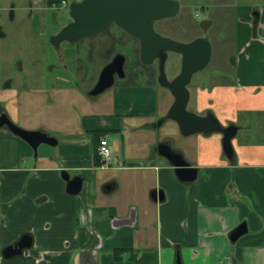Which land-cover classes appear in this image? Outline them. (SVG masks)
Masks as SVG:
<instances>
[{
  "label": "crops",
  "instance_id": "obj_1",
  "mask_svg": "<svg viewBox=\"0 0 264 264\" xmlns=\"http://www.w3.org/2000/svg\"><path fill=\"white\" fill-rule=\"evenodd\" d=\"M248 7L238 4L235 49L222 65L230 68V79L201 77L187 87L193 112L237 127L231 158L219 133L187 136L184 147L168 141L175 132L155 136L156 117L165 121L174 101L155 77L123 80L90 98L92 87L80 86L86 65L76 52L79 42L72 43L76 50L70 43L63 51L54 46L58 66L43 64L42 17L32 6L25 9L22 26L31 40L38 37L40 57L35 52L0 64V116L46 133L56 145L34 151L0 127V264H23L26 257L34 264H264V141L237 137L257 126L256 118L264 123V5L255 6L254 15ZM6 9L13 22L14 7ZM9 35L0 14V52ZM257 131L264 133L260 123ZM98 133L115 137L107 139L106 164L96 151ZM159 144L196 168V179L178 180L170 163L154 153ZM65 174L81 179L76 195L67 192ZM153 191H161L162 199L153 200ZM241 223L246 233L230 241ZM23 235L30 236V248L21 257L2 258V250Z\"/></svg>",
  "mask_w": 264,
  "mask_h": 264
},
{
  "label": "water",
  "instance_id": "obj_2",
  "mask_svg": "<svg viewBox=\"0 0 264 264\" xmlns=\"http://www.w3.org/2000/svg\"><path fill=\"white\" fill-rule=\"evenodd\" d=\"M178 11V3L174 0H80L69 5L71 22L52 36L50 42L58 46L61 42L75 43L81 38L89 37L106 31L112 24L116 25L130 37L140 42V61L151 64L160 56L158 84L166 88L174 98L167 111L166 118L174 121L183 136L208 132L222 135V148L226 157H232L231 140L237 132L235 125L222 126L212 113L197 115L189 112L186 106L189 101L188 85L194 74L203 70L209 63L211 46L208 40L199 38L190 43L182 44L158 35L153 28V21L174 17ZM178 52L182 56L180 73L168 81L163 69L165 52ZM125 57L117 54L110 63L105 65L98 76L94 87L88 92L95 97L114 85L117 79L125 74L123 64ZM5 126L12 134L20 137L36 151L40 144L55 146L56 140L44 132L24 130L11 122L6 115L0 116V127ZM155 154L165 158L174 168L178 180L192 182L196 179L197 169L191 167L179 152H174L167 144H159L153 149ZM67 192L76 195L82 186L79 177L69 179L65 174ZM161 191H153V200L162 199ZM246 233V226L241 223L230 234V241H236ZM32 240L23 235L15 244L2 250V258L10 260L21 257L29 249ZM179 262V258H177ZM23 264H34L26 257Z\"/></svg>",
  "mask_w": 264,
  "mask_h": 264
},
{
  "label": "rangeland",
  "instance_id": "obj_3",
  "mask_svg": "<svg viewBox=\"0 0 264 264\" xmlns=\"http://www.w3.org/2000/svg\"><path fill=\"white\" fill-rule=\"evenodd\" d=\"M66 1V6L65 7H61V6H45V0H0V14H1V21L3 23V27L4 29H6L9 33H11V35H9V37L4 40V42L6 43L4 46V50H2V54H0V64H7L10 63L13 64V62L17 61V60H23L25 61L26 58H33L34 53L37 52L36 54V58L40 57V51L38 48L39 42L37 41L38 37L34 40L30 39V35H29V30L27 29V27L22 26V24H24L23 22H25L26 18H27V11H25V9H27L28 7L32 6L33 8H29L31 10H33L32 12L37 11L38 13H40V16L42 17V23H43V34H42V38H46L45 43H43L42 49L44 51V55L42 56V63H50L53 64L55 66H58V61H57V57L54 53L55 47L51 44L50 40H51V36L52 33L55 31H59L61 30L63 27H65L67 24H69L71 22V17L69 14V5L73 2L76 1H80V0H65ZM242 3L245 4V6H249L250 4L253 6H257L259 7V5H264L263 2L261 0H232L230 2L229 8L230 10L232 9V7L234 5H236V3ZM208 5H212L215 2H212L209 0H207L206 2ZM194 4L192 3V6ZM196 5H194V7H192V18L196 19L197 21H200L201 19H204L205 16L204 14H201L199 12V14L196 16L194 12H196V10L194 9ZM9 7H14V14H15V19L13 22L10 21V14H11V9L7 11L6 8ZM189 15L191 16V13H189ZM195 15V16H194ZM213 19H217L218 17H220L219 11L215 12V14H213L211 16ZM164 26H162L161 28L158 27V29L166 35H174V36H179L182 37L184 36L181 27L183 24H189L187 16L184 17L180 15L174 19L171 20H167L164 22ZM190 25H193V22L190 21ZM218 27L213 28L212 30H210L209 32V37L210 38V43L211 46L214 48V55H213V60L209 62V64L201 71H199L198 73L194 74L191 78L190 84L189 86H192L195 82H199L201 77H207V76H219L222 77L225 75L226 79H230V68L229 67H223L225 66V64H229L228 61V51L231 49L230 46L227 47H218V43H223L224 45H229L230 43L233 42V34L232 31L230 29L229 30H223L221 33L217 32ZM120 30H118L116 28L115 25L111 26V28L106 32L103 33L102 35L99 36V40H107L108 38L111 39L110 41V48H112L113 44L116 42V40L112 39L111 35L108 34H116V32H119ZM198 31L195 30L192 32V34L197 33ZM216 33H218V35H216ZM215 35V36H214ZM29 39V42H26V39ZM123 39H126V37H123ZM174 38V37H173ZM87 40L88 38H84L82 40L79 41V46L80 49H78V51L76 50V47L71 46L73 49L76 50L78 58L82 60L83 66L86 65V71L84 76L85 79L83 81L80 82V86L82 87L83 90L88 91L91 87H92V83H93V78L96 73L97 70L99 69V67L104 64L108 59L107 57H109V53L110 50L108 52H106V50L108 49V47H104V49L101 50V54L98 55L96 57H94V55L91 54V56L88 58L82 57L85 55V53H83V47L85 44H87ZM96 40V39H95ZM94 41V39H93ZM178 41V40H177ZM2 44V43H1ZM28 46H31V50L28 51ZM60 46V50H64L65 48H68L70 45L67 42H61L59 43ZM123 48L121 45L113 46V50L112 52H122ZM219 49H223L222 52H219ZM225 49V50H224ZM228 49V50H227ZM126 50V49H125ZM4 54V56H3ZM105 56L104 58L103 55ZM226 54V55H225ZM2 55V58H1ZM224 56V60L221 61L220 60V56ZM99 56L101 59H103V61H97V66L93 64L95 62H93V60H97L99 58ZM99 58V59H100ZM107 59V60H105ZM92 61V62H91ZM127 64V63H126ZM221 65V66H220ZM223 65V66H222ZM92 67H94L92 69ZM224 68V72L222 73V69ZM60 68V67H59ZM155 70H154V69ZM150 71L151 75H153L152 77L154 78L155 76V80H158L157 74H158V70L157 67H153ZM92 70V72H91ZM56 71L60 72L59 69H56ZM175 71L174 69L171 67V64L169 61L166 62V64L164 65V74L166 76L167 79H171L172 76L174 75ZM55 74V72H54ZM130 76V75H129ZM157 77V79H156ZM125 80L126 82L129 80V77H125V79H120L119 81H116V83L114 84V86L118 85L120 81ZM217 81V78L212 79V82ZM130 82H134L133 80H130ZM113 86V87H114ZM110 89V88H109ZM108 90V89H107ZM90 91V90H89ZM106 92V90L102 93L104 94ZM102 94H100L97 98H99L100 96H102ZM187 111L195 113L192 111V107L191 104H187L186 106ZM167 113V112H166ZM196 114V113H195ZM199 115V114H198ZM257 120V126H254V128L250 131L245 133V131L240 130L238 131L237 137L238 138H242L246 141H264V133H261L260 131H257L259 129V123L260 125L264 128V123L261 122L262 118H256ZM165 122V123H163ZM255 125V124H254ZM154 126H156L154 128L155 131V136H159V135H173V133L175 132V137L174 138H167L168 141H171V143L178 147H184L185 146V140L187 138V136H183L180 134L176 124L172 121H169L168 118L165 119V121H163V119H157L156 117V122L154 124ZM255 128H258L255 130ZM82 138V137H81ZM114 135L112 134H108L107 135V139L109 140V142H111L114 139ZM118 140H120V137H118ZM82 146L84 145V142L82 141Z\"/></svg>",
  "mask_w": 264,
  "mask_h": 264
},
{
  "label": "flooded vegetation",
  "instance_id": "obj_4",
  "mask_svg": "<svg viewBox=\"0 0 264 264\" xmlns=\"http://www.w3.org/2000/svg\"><path fill=\"white\" fill-rule=\"evenodd\" d=\"M174 1H176L178 3V11H177V14L174 17L152 22L153 23V28H154L155 32L158 35H160L162 37L169 38L171 40H174V41L182 43V44L190 43V42H192V41H194L196 39H199V38L206 39L210 43V38H211V37H209V33H211V32H209L210 30H212L215 27L216 28L218 27L217 32L221 33L225 29L229 30V31L231 29L232 34H233L232 35L233 36V42L230 43L229 45H224L223 43H218V47H224L225 48V46H227V47L230 46L231 48H228V49H231V50L228 51V54H230V55H228V58L233 54L234 49H235V47H234L235 46V43H234V39H235L234 30H235V22H236V18H237L236 15H237V11H238L237 7H238L239 2L236 3V5H234L232 7V9L230 10L229 5H230V2L232 0H209V2L210 1L215 2L212 5H208L206 3L207 0H174ZM192 3L194 5H196L195 8H194L196 10V12H194L195 15L197 16L199 14V12H200L201 14H204V16H205L204 19H201L200 21H197L196 19L192 18V7H194V5L192 6ZM248 9H249L248 11H249L250 14H252V15L256 14V7L255 6L250 4ZM217 11H219L220 17H218L215 20L211 16L213 14H215V12H217ZM189 13H191V16L189 15ZM183 14H184V17L187 16V19H188V22H189V24H183L182 27H181V30L184 33L183 34L184 36L179 37V36H174V35H166V34H163L158 29V27L161 28L162 26L165 25L164 24L165 21L174 19V18H176V17H178L180 15L183 16ZM190 21L193 22L194 26L190 25ZM113 25L114 24H112L111 26H113ZM111 26L106 31H104L102 33H99V34H96V35H92V36H89V37H84V38H88L87 44H85L84 47H83V53H85V55L90 57L91 54L93 53L92 55H94V57H96L97 54L98 55L101 54V50L104 49V47L106 48L108 46L109 47H108V49L106 51L108 52L110 50V53L108 54L109 57H107V59L108 58L109 59L108 60L105 59L107 61L101 66V68L97 72L96 79H95V82H94L92 88L94 87V85L96 84V82L98 80V76H99V73H100L101 69L105 65L110 63L112 61V59L117 54H122L125 57V61H124V64H123V71H124L125 76H124L123 79H125V77L127 76V77H129V80L135 81L136 79H134V78L137 77V76H140V75L145 76L148 79L152 78L153 75H151L149 70H151L153 67H157V70L159 71L160 62H161L160 56H157L152 61L151 64L142 63L140 61V42L137 39H134V38L130 37L129 35H127L124 31H122L116 25H115L116 28L118 30H120V31L116 32V34L114 33V34H108V35H111L112 39L116 40V42L113 44V46L117 47L118 45H121L124 48H123L122 52H115V51L112 52L113 46H112V48H110V45H109L110 41H111L110 38H108L107 40H99V41L97 40V39H99V36L102 35L103 33H106L111 28ZM195 30H197L198 32L192 34V32L195 31ZM218 33H216V35H218ZM122 36L126 37V39H123ZM84 38H81L80 40H82ZM93 39H94V41H93ZM80 40H78L77 42H79ZM210 46H211V43H210ZM222 51H223V49H219V52H222ZM213 55H214V48L211 46V53H210L209 62L213 60ZM219 56H220L219 57L220 60L223 61L224 60V56H221V55H219ZM99 57H101V56H99ZM97 60H93V62L96 63ZM167 61L170 62L171 67L175 71L174 75L170 79V80H172L180 73L182 56L178 52L167 51V52H165L163 69H164V65L166 64ZM158 74H159V72H158ZM158 74H157V77H158ZM157 77H156V79H157ZM119 80L120 79H117V77L115 75L114 84L116 83V81H119ZM170 80H168V81H170ZM99 95H97L95 97H90V98L96 99Z\"/></svg>",
  "mask_w": 264,
  "mask_h": 264
},
{
  "label": "built area",
  "instance_id": "obj_5",
  "mask_svg": "<svg viewBox=\"0 0 264 264\" xmlns=\"http://www.w3.org/2000/svg\"><path fill=\"white\" fill-rule=\"evenodd\" d=\"M50 6H66L65 0H60L59 2H52ZM97 154L101 158V161L106 164L111 159V150L108 144V140L105 136L99 138Z\"/></svg>",
  "mask_w": 264,
  "mask_h": 264
},
{
  "label": "trees",
  "instance_id": "obj_6",
  "mask_svg": "<svg viewBox=\"0 0 264 264\" xmlns=\"http://www.w3.org/2000/svg\"><path fill=\"white\" fill-rule=\"evenodd\" d=\"M53 0H48V3L50 4V2H52ZM101 137V134L100 133H98V134H96L95 135V139H97L96 140V142H97V146H98V143H99V138ZM96 151H97V147H96ZM96 151H95V153H96Z\"/></svg>",
  "mask_w": 264,
  "mask_h": 264
}]
</instances>
